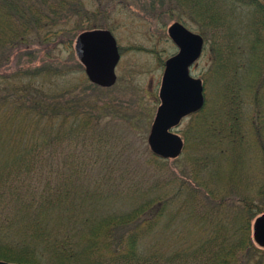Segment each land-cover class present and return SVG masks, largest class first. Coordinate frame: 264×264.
Returning <instances> with one entry per match:
<instances>
[{"label":"trees","instance_id":"16d2710c","mask_svg":"<svg viewBox=\"0 0 264 264\" xmlns=\"http://www.w3.org/2000/svg\"><path fill=\"white\" fill-rule=\"evenodd\" d=\"M153 1L196 26L222 80L218 105L189 117L181 174L152 150L153 163L126 162L106 122L112 104L92 98L99 87L73 53L53 59L100 28L97 9L0 0L1 260L264 264L253 238L264 214V0ZM173 227L175 244L148 245Z\"/></svg>","mask_w":264,"mask_h":264},{"label":"rangeland","instance_id":"374dc122","mask_svg":"<svg viewBox=\"0 0 264 264\" xmlns=\"http://www.w3.org/2000/svg\"><path fill=\"white\" fill-rule=\"evenodd\" d=\"M83 1L88 8L97 9L98 26L113 33L120 52V59L115 68L117 81L113 86L103 87L91 82L84 71L88 81L101 88H94L91 96L98 98L100 102L112 104L110 113L112 119L106 122L117 131L118 137L121 138V141L117 142L116 151H122L123 158L128 160L126 162L136 160L143 165L145 161L153 163L148 137L161 103L159 94L165 61L179 50L169 36L168 28L180 20L157 12L154 8L157 3L155 6L153 0ZM185 25L201 34L196 26ZM83 31L85 30L74 36L71 48H66L64 44L55 47L51 52L53 59L68 61L73 53L75 61L79 60L76 57L75 43L78 35ZM32 48H37V45L35 44ZM212 59L210 46L204 39L201 56L191 65L190 73L193 77L203 80L207 110L218 105L223 91L220 86L222 85L221 77L216 74L217 71L215 74L213 72ZM14 64L16 65V62ZM189 117V114L184 115L172 129L183 139L190 121ZM185 149L186 145L180 155L167 162L168 169L175 170L177 174L183 173ZM174 229L176 227L167 232L166 237L149 238L148 245L157 244L162 240L169 246L175 244V237L172 236Z\"/></svg>","mask_w":264,"mask_h":264},{"label":"water","instance_id":"95a60500","mask_svg":"<svg viewBox=\"0 0 264 264\" xmlns=\"http://www.w3.org/2000/svg\"><path fill=\"white\" fill-rule=\"evenodd\" d=\"M168 33L179 51L165 61L160 90L161 103L148 137L152 152L164 159H172L183 151V138L172 129L186 115L203 109L204 84L190 73L191 65L201 56L204 38L184 23L176 21ZM75 51L85 67L89 80L99 86L111 87L117 81L115 72L120 59L117 39L110 30L96 28L81 32ZM253 238L264 247V214L253 223ZM0 264H20L0 259Z\"/></svg>","mask_w":264,"mask_h":264}]
</instances>
